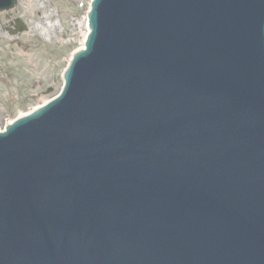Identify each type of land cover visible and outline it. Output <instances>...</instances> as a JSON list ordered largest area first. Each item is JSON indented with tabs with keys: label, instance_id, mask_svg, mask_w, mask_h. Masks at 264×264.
I'll list each match as a JSON object with an SVG mask.
<instances>
[{
	"label": "water",
	"instance_id": "95a60500",
	"mask_svg": "<svg viewBox=\"0 0 264 264\" xmlns=\"http://www.w3.org/2000/svg\"><path fill=\"white\" fill-rule=\"evenodd\" d=\"M89 20L61 93L0 133V264H264V0Z\"/></svg>",
	"mask_w": 264,
	"mask_h": 264
},
{
	"label": "rangeland",
	"instance_id": "374dc122",
	"mask_svg": "<svg viewBox=\"0 0 264 264\" xmlns=\"http://www.w3.org/2000/svg\"><path fill=\"white\" fill-rule=\"evenodd\" d=\"M28 2L18 0L13 9L0 12V129L60 91L68 59L80 45L74 23L90 5V0H34L36 7L30 8ZM17 18L27 28L10 34ZM41 18L55 24L56 32L32 34Z\"/></svg>",
	"mask_w": 264,
	"mask_h": 264
},
{
	"label": "bare ground",
	"instance_id": "6f19581e",
	"mask_svg": "<svg viewBox=\"0 0 264 264\" xmlns=\"http://www.w3.org/2000/svg\"><path fill=\"white\" fill-rule=\"evenodd\" d=\"M91 2H93V0H91ZM29 4H28V6L30 7V8H34V7H36L35 6V2H34V0H29V2H28ZM88 14H89V12H88ZM38 23L40 24V28H38V27H35V29H33V31H32V34H36V33H40V34H43V35H51V32L53 31V32H56V26H55V24H53V23H49V25L48 24H46L45 23V21H44V19L43 18H41L39 21H38ZM74 25L76 26V28H79L80 29V31H81V38H80V45H79V47L76 49V50H74L72 53H71V55H70V57H69V59L68 60H70L71 61V59L72 58H74L81 50H83L84 49V46L86 45V42H87V40H88V35H89V28H90V26H89V24H88V16H87V14H85L84 15V17L80 20V21H77L76 23H74ZM0 39H2V34H0ZM64 80H65V76H64ZM43 103H45V102H43ZM42 103V104H43ZM40 106L41 105H37V106H35V107H33L28 113H26V114H19L18 115V117L17 118H22V117H25V116H27V115H29V114H35V113H37L39 110H40ZM14 121L13 120H7L6 122H5V127L4 128H6V127H8V126H10L12 123H13ZM2 130V129H1Z\"/></svg>",
	"mask_w": 264,
	"mask_h": 264
}]
</instances>
